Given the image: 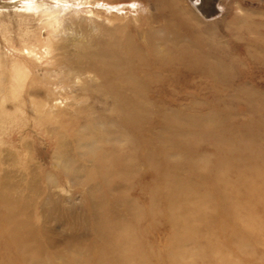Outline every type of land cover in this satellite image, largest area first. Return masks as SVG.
Returning a JSON list of instances; mask_svg holds the SVG:
<instances>
[{
	"label": "rangeland",
	"instance_id": "rangeland-1",
	"mask_svg": "<svg viewBox=\"0 0 264 264\" xmlns=\"http://www.w3.org/2000/svg\"><path fill=\"white\" fill-rule=\"evenodd\" d=\"M200 1L208 6L209 15L205 16L198 9ZM177 2H180L179 11L186 8L184 20L171 17L168 2L158 0H0V66L5 63L7 73L0 76V80L3 78L0 109L5 108L7 113L6 116L0 114V178L9 175L10 179L6 180L9 186L13 182L23 186L16 194L27 189L28 183L38 181V190L27 194L34 206L27 215L30 227L40 231L42 242L58 250H73L75 256L84 259L94 237L92 214L87 206L89 184L75 177L76 166L66 175L62 156L70 147L69 142L61 145L56 139L62 136L69 139L70 149L77 154L80 151L75 149L78 134L91 133L90 123L96 129L109 130V121L119 118V112H114L107 82L97 72L85 74L77 68V65H89L90 59H78L76 40L90 47L96 41L106 42L111 45L112 53L129 60L126 65H132V72L143 80L144 102L151 106L153 114L149 121L141 123L144 139L150 138L146 129L156 128L160 123V115H179L180 109L182 114L204 115L200 119L207 124L194 126L193 134L198 133L192 137L194 141L208 136L199 133L214 132L236 134L235 142L241 137L242 145L247 142L250 145L249 136L264 133V49L261 46L264 38L256 40V34L264 33V26L255 28L253 25L264 22V0H176L172 3ZM244 12L249 17L247 24L239 20ZM236 18L237 23L228 29V24ZM189 26L196 29V36H190ZM250 26H254V32ZM258 30L262 33H257ZM166 37L192 41L189 60L169 64L167 61L179 51L164 47L165 42L160 38ZM129 39L135 47L128 45ZM188 66L195 70L187 72ZM199 67L205 72L196 71ZM13 68L15 73L10 71ZM18 72L25 77L20 84L23 88L17 89L19 93L11 99L6 86L15 84ZM13 85H9V89L14 88ZM174 89L180 95H173ZM57 105L75 119L78 126L64 131L61 127L68 120L56 110ZM186 119L190 120L189 117L183 120ZM211 138L212 141L205 140L210 147L198 148L206 155V159L201 158L203 165L214 170L219 161L210 154L214 145H220ZM164 139L170 140L168 136ZM259 139L262 138L257 136L256 140ZM153 144L145 142L144 150L152 149L156 156L159 148L154 150ZM110 148L107 147L111 154L109 164L123 159L124 147L121 150ZM88 155L96 161L92 154ZM79 158L77 166L81 167L82 174H86L83 170L94 169L84 154L80 153ZM148 167L144 157V172L137 176L144 179L145 186H148L145 182L155 176ZM98 180L99 177L93 178L92 182ZM118 183L126 185L125 180H111L112 195L119 194L120 188L125 186ZM1 246L8 248L9 241L3 240ZM52 248L46 247L50 252L55 251ZM262 254L264 248L262 253L246 260L264 263V259L260 260ZM10 258L16 262L14 256Z\"/></svg>",
	"mask_w": 264,
	"mask_h": 264
},
{
	"label": "bare ground",
	"instance_id": "bare-ground-1",
	"mask_svg": "<svg viewBox=\"0 0 264 264\" xmlns=\"http://www.w3.org/2000/svg\"><path fill=\"white\" fill-rule=\"evenodd\" d=\"M158 1L168 2L171 17L177 16L184 20L186 8L179 11L177 8L180 2ZM108 7L115 8L111 5ZM207 7L200 1L198 9L205 16L210 14ZM245 13L242 18L239 17L242 24L248 23L246 20L249 17ZM237 20L238 18L228 24L227 28L233 27ZM16 22L19 24V21ZM253 25L255 28L263 27L264 22ZM189 28L192 29L190 36H196V29L192 26ZM25 29L27 30L26 27ZM257 33L262 32L258 30ZM263 34H256V40L263 39ZM213 35L218 36L216 33ZM160 39L165 42L166 49L168 47L179 51L167 61L169 64L189 60L193 50L192 41L181 38L169 40L167 37ZM130 42L131 39L128 40V45L135 47ZM75 44L78 59H90L89 65H77V68L85 74L97 72L107 82L115 105L114 112H119L118 119L109 121V130L96 129L90 123L93 128L91 133L78 134L75 149L79 148L80 151L77 154L70 149L69 139L64 136L56 139L61 145L69 142L67 145L70 147H67L62 156L66 175L76 166L75 177L81 178V183L89 184L87 206L92 214V244L81 260L73 250H68L71 252L68 253L67 250H58L51 244L42 242L39 239L40 231L30 227L27 215L34 207L27 194L28 191L38 190V181L30 185L28 183V188L21 190L25 191L24 194H16L15 191L23 186L16 182L9 186L6 182L9 178L7 175L0 178V264H264L257 260H246L256 253H262L264 248V133L257 135L262 138L258 141L257 136L253 139L249 133L250 145L249 142L242 145L241 137H237L239 141L235 142L233 136L236 134L199 133L202 136L208 135L207 141H212V136L216 145L221 146L214 145V151L210 154L219 161L214 170L203 165L201 160L206 159V155L203 156L198 147H210L205 143L206 139L194 141L192 138L198 134H193L195 127L206 123L200 119L204 115L182 114L181 109L179 115L163 113L156 128L151 126L146 129L150 138L144 139V125L141 123L149 121L153 114L151 106L144 102L143 80L132 72V65H126L129 60L112 53L111 45L106 42L96 41L91 47L79 40ZM261 46L264 49V42ZM133 47L131 50H134ZM17 68L19 70L18 66ZM186 69L187 72L195 70L190 66ZM4 71L5 69L3 73L0 72V76L7 75ZM10 71L15 73L16 70L13 68ZM196 71L205 72L201 67ZM16 74L15 84H9L14 88L6 86L11 99L17 96L16 93L19 92L16 90L23 84L24 75L20 72ZM171 92L173 95H180L176 89ZM55 107L68 120L61 127L64 131L78 124L71 116L68 117L64 109H59L58 105ZM4 109H0V114L6 116ZM187 117L190 120H183ZM166 136L170 140L164 139ZM179 136L181 139L177 138ZM145 142L150 145L155 143L154 150L159 148L156 156L152 154V149L144 150ZM108 146L115 150L124 147L123 159L109 164L111 154L107 151ZM80 153L94 166L93 170H83L85 175L82 174L81 167L77 166ZM88 154L97 158L96 161ZM144 157L149 170L155 174L153 180L145 182L148 186L144 185V179L137 176L144 172ZM0 166L2 168V163ZM97 177L99 180L92 182ZM117 179L125 180L126 185L120 183L125 186H120L119 194L112 195L111 180ZM220 191L222 195L218 194ZM5 239L9 241V247L3 249L1 242ZM48 246L55 251H48ZM11 256L15 257V263ZM263 259L264 255L260 257V260Z\"/></svg>",
	"mask_w": 264,
	"mask_h": 264
}]
</instances>
